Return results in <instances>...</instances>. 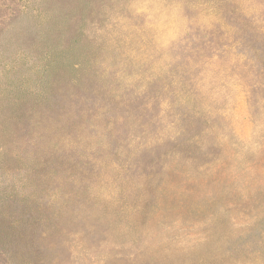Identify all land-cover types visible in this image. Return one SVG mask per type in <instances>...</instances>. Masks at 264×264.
Listing matches in <instances>:
<instances>
[{
	"label": "rangeland",
	"instance_id": "1",
	"mask_svg": "<svg viewBox=\"0 0 264 264\" xmlns=\"http://www.w3.org/2000/svg\"><path fill=\"white\" fill-rule=\"evenodd\" d=\"M30 1L0 0V264H264V0H59L42 35Z\"/></svg>",
	"mask_w": 264,
	"mask_h": 264
},
{
	"label": "trees",
	"instance_id": "2",
	"mask_svg": "<svg viewBox=\"0 0 264 264\" xmlns=\"http://www.w3.org/2000/svg\"><path fill=\"white\" fill-rule=\"evenodd\" d=\"M38 4H37V3ZM42 2V3H41ZM45 2V1H44ZM43 2V0H34V1H30L28 2V5L26 7H23L21 9H17L14 11L13 14L17 15L18 19H20V21H26L27 25L26 28H28L27 32H32L37 31L38 34L42 35L40 32H42L41 29H38V26H30L29 24V17H31V15L33 13H37L38 15H42L43 13H46V15L51 19L52 23L47 27V29L44 32H57L59 30H61L63 27H65L66 23L68 22L69 18L71 17V15L65 14L62 12L63 9V5L60 4L59 0H52L51 3H49V6L46 7L45 3ZM32 3H36V8H34L32 6ZM60 5V7H59ZM30 10V11H29ZM78 10V9H77ZM25 15V16H24ZM9 26V25H8ZM8 120V119H7ZM7 120L5 121V123H7ZM11 119H9L8 121H10ZM1 129V126H0ZM3 133L5 132V128L2 130ZM8 134V133H7Z\"/></svg>",
	"mask_w": 264,
	"mask_h": 264
}]
</instances>
